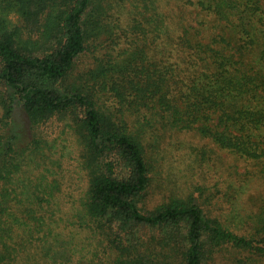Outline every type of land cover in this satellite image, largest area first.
Here are the masks:
<instances>
[{"label": "trees", "instance_id": "16d2710c", "mask_svg": "<svg viewBox=\"0 0 264 264\" xmlns=\"http://www.w3.org/2000/svg\"><path fill=\"white\" fill-rule=\"evenodd\" d=\"M188 10L217 22L194 32ZM129 13L175 59L99 54ZM174 129L252 164L264 189V0H0V264H264L263 189L243 206L235 187L220 212L205 185L145 207L150 133ZM76 133L63 170L57 144Z\"/></svg>", "mask_w": 264, "mask_h": 264}, {"label": "rangeland", "instance_id": "374dc122", "mask_svg": "<svg viewBox=\"0 0 264 264\" xmlns=\"http://www.w3.org/2000/svg\"><path fill=\"white\" fill-rule=\"evenodd\" d=\"M159 3L166 5L167 0H159ZM167 7H163L166 8L165 11L169 9ZM110 12L118 13L119 11L113 9ZM187 12L190 18L186 23L194 24V32L197 30L196 28L201 33L209 32L210 27L217 22L213 24L212 22L214 21H211L209 17L203 14L196 15L195 10H188ZM140 14L129 13V17L125 18L122 15L120 21L117 22L115 34L104 33L105 35L102 36L101 42L107 45L99 54H105L110 51L113 53L112 57L122 61L144 46L147 50L150 47L153 49L150 54H153L155 60L171 61L173 58L175 59L174 54L173 58L170 59L169 51L160 46L158 41L152 37V31L158 28L157 23L154 24V22L147 21L148 28H145L146 20ZM133 15L136 17L135 20L132 18ZM11 18L15 22L18 19V15L12 14ZM201 19L207 22L199 25ZM111 20L114 21L115 19L111 18ZM122 29L129 30L127 31L129 35L124 36ZM113 37L117 42H113ZM91 53L92 55L85 53L80 57L77 73L74 75L85 76L87 73L84 72L95 66L93 56L96 53ZM101 94L102 99L107 101V105L119 106L111 90L102 91ZM53 130L54 125H50L49 132L53 133ZM158 133L159 135L150 133L152 137L147 142V149L153 162L151 185L144 198V205L149 210L155 209L164 202L171 201L175 195L182 198H188L190 193L198 195L200 190L205 188L203 187L205 185L206 195L202 201H207L208 203L211 201V207L216 212H220L225 209H218L221 201L224 202L226 207H229L228 210L232 208L233 196H236L238 192L235 187L240 189L241 185H246L244 191L246 193L240 200L243 206H250L249 200L251 196H255V193L263 189V187L259 189L261 181L259 182L254 177V179H251L252 171L255 170L252 164L249 165L239 160L233 153L220 148L216 143L201 136L198 132L174 129L166 130L164 133L159 130ZM65 136H67L65 145L68 148H64V143L59 141L57 144L59 148L56 150L57 157L64 158L63 170L64 167L73 168L70 159L76 160L77 156L80 158V149L76 140L78 137L77 133L76 135L66 134ZM231 183L234 185L232 188L229 187ZM261 192H264V189ZM239 193L242 194V191H239ZM248 195L249 197L246 198ZM217 200L219 201L215 204Z\"/></svg>", "mask_w": 264, "mask_h": 264}]
</instances>
